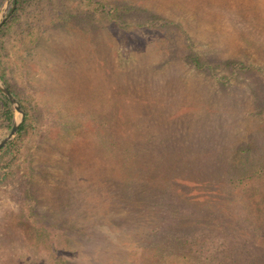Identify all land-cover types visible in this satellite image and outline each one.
<instances>
[{"label":"rangeland","instance_id":"obj_1","mask_svg":"<svg viewBox=\"0 0 264 264\" xmlns=\"http://www.w3.org/2000/svg\"><path fill=\"white\" fill-rule=\"evenodd\" d=\"M12 7L13 92L0 77L36 117L0 181V264H264V0ZM13 124L0 107V140Z\"/></svg>","mask_w":264,"mask_h":264},{"label":"trees","instance_id":"obj_2","mask_svg":"<svg viewBox=\"0 0 264 264\" xmlns=\"http://www.w3.org/2000/svg\"><path fill=\"white\" fill-rule=\"evenodd\" d=\"M108 11H109L108 14L114 15V13H120L121 14L123 12H127L128 9L126 7H124V6H118V7L112 8V9H110ZM15 13H16V10L13 11V13L8 18V20L12 19V17L15 16ZM4 25H6V23ZM0 30H2V28H0ZM194 61L197 62V63H200V59L198 57H196L194 59ZM229 66L232 69H240L242 66H244V64L240 63L238 61H230L229 62ZM0 75L4 78V80L7 82V85L9 86L10 90L13 92L12 86L6 80L4 71L1 68H0ZM22 105H23V109L25 110V119H24L23 123L20 125V127L18 129V133H17L16 138L13 141H10L5 147L0 148V181L2 180L3 171L6 168L12 166L13 162L15 161V159L19 155H21V154H25L26 155L27 154L28 141H29V139H30V137H31V135L33 134V131H34L33 121H34V118L36 117V115L34 114L35 112L30 110V109H28L27 105L24 104L23 102H22ZM0 107L3 110L4 118L8 121L9 125L11 126L13 124V122H14V108H13L12 102L9 100V98L6 95H4L1 92V90H0ZM247 151H250V148H247V149L244 148L243 149L240 146L238 148L237 154L238 155H242L243 153H246ZM244 156L247 157L246 160H247V162H249V157L250 156H248L247 154L244 155ZM224 157L226 158L227 154L226 153L224 154V152L220 151V154H218V158H224ZM251 158L253 160H255V161H258L259 159H262V160L264 159V157H261L260 155L253 156ZM233 159H234V157H233ZM232 168H237V166L232 165ZM163 177L166 180V176H163ZM188 179L191 180V181H195L194 180V176H190ZM204 182L208 183V185L210 187L215 185V184H211L207 180H204ZM172 183H173V186L171 188L174 189L175 188L174 180L172 181ZM194 183H195V185H193V184L192 185L194 186L195 190L197 188L196 187L197 185L202 184V182H198V181H195ZM215 191H216L215 189H211L210 188L209 189V193H207L208 194L207 196H202V195H200L198 193L196 195H192L191 194L192 196L190 195L189 201H191V202H193L194 204H197V205H202V206L209 205L211 207H215L217 196L213 195V193H211V192H215ZM260 200L264 203V197H261ZM35 209L36 208L28 209L27 210L28 212L26 213V217L25 218L29 219V220L34 219L36 217ZM259 219H260L259 223H261L260 227H262L264 229V213L259 215ZM42 225H43L42 227H44V224H42ZM56 228L57 227L55 226V229ZM43 230H45V228H43ZM38 232H40V231L38 230ZM60 264H70V263L63 261V262H60Z\"/></svg>","mask_w":264,"mask_h":264},{"label":"water","instance_id":"obj_3","mask_svg":"<svg viewBox=\"0 0 264 264\" xmlns=\"http://www.w3.org/2000/svg\"><path fill=\"white\" fill-rule=\"evenodd\" d=\"M9 1L10 0H6L4 9L0 14V27L4 23V21L6 20V18L8 17V15L11 13V11L13 9V7H12L11 10L8 11ZM0 90L9 98V100L12 102V104L14 106V110H15V120H14V124L12 126L10 133L7 136H5L2 140H0V148H2L3 146H5L7 144V142L9 140L13 139L16 136V133H17L20 125L22 124V122L25 119V110L23 109V107H22L21 103L18 101V99L9 90V88L4 83V81L2 80L1 77H0Z\"/></svg>","mask_w":264,"mask_h":264}]
</instances>
